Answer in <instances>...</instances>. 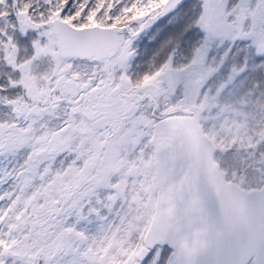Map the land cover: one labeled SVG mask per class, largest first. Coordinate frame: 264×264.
Here are the masks:
<instances>
[{
  "label": "snow or ice",
  "instance_id": "snow-or-ice-1",
  "mask_svg": "<svg viewBox=\"0 0 264 264\" xmlns=\"http://www.w3.org/2000/svg\"><path fill=\"white\" fill-rule=\"evenodd\" d=\"M0 264H264V0H0Z\"/></svg>",
  "mask_w": 264,
  "mask_h": 264
}]
</instances>
